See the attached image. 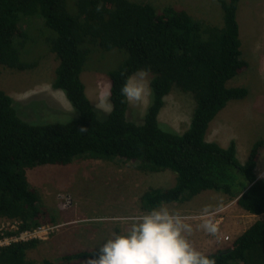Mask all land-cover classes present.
<instances>
[{
	"label": "trees",
	"instance_id": "1",
	"mask_svg": "<svg viewBox=\"0 0 264 264\" xmlns=\"http://www.w3.org/2000/svg\"><path fill=\"white\" fill-rule=\"evenodd\" d=\"M223 24L197 18L188 10L136 0H0V66L25 70L35 61L22 58L38 29L59 59L53 86L79 111L67 122L32 124L14 98L0 86V217L18 218L22 228L52 223L28 170L45 164H71L77 158L133 161L145 171L172 170L173 186L150 187L142 206L192 199L205 190L223 192L249 213L260 215L231 244L206 253L216 264H264V178L257 173L262 140L245 161L237 141H210L211 122L232 100L248 96L245 86L228 81L248 65L238 20L240 0H218ZM34 31V32H33ZM36 36H39L37 34ZM119 48L126 59L110 71L112 109L104 119L82 78L93 50ZM150 69L151 99L144 122L128 118L130 104L120 94L127 75ZM174 88L193 95L196 106L184 132L160 120ZM39 240L0 249V264H85L97 249H81L41 263L28 257Z\"/></svg>",
	"mask_w": 264,
	"mask_h": 264
},
{
	"label": "rangeland",
	"instance_id": "2",
	"mask_svg": "<svg viewBox=\"0 0 264 264\" xmlns=\"http://www.w3.org/2000/svg\"><path fill=\"white\" fill-rule=\"evenodd\" d=\"M151 2L159 10L174 5L188 10L197 18L223 24V9L218 0H136ZM238 20L241 29L243 57L249 65L228 81L230 86H245L247 97L230 101L211 122L207 139L227 146L235 139L238 155L245 161L255 142L262 140L257 173L264 178V0H240ZM35 31V32H34ZM35 42L28 45L22 58L35 61L33 68L19 70L0 66V86L14 98L19 115L32 124L67 122L78 117L79 111L65 92L53 82L59 59L35 29ZM39 34V36H36ZM126 59L124 50L114 48L91 51L82 78L87 93L100 118L112 109L110 71ZM149 84L151 75L148 76ZM151 88V87H150ZM130 104L128 118L138 124L150 103ZM160 120L179 132L188 129L196 106L192 94L174 88L166 98ZM172 170L150 172L133 161L77 158L71 164H45L28 170L33 186L41 193L43 205L58 225L49 239L40 241L28 251V257L41 263L58 260L63 255L81 249H93L115 232L129 227L131 219L149 209L142 206V195L150 187H171L176 182ZM189 217L193 232L189 239L204 253L228 247L260 215L247 212L229 195L205 190L187 201L166 203ZM211 206L213 220L223 216L216 236L197 228L205 206ZM229 236V239H224Z\"/></svg>",
	"mask_w": 264,
	"mask_h": 264
},
{
	"label": "clouds",
	"instance_id": "3",
	"mask_svg": "<svg viewBox=\"0 0 264 264\" xmlns=\"http://www.w3.org/2000/svg\"><path fill=\"white\" fill-rule=\"evenodd\" d=\"M150 69L138 68L126 76L120 94L129 104H145L151 94ZM197 228L216 236L218 227L211 206H205ZM189 217L166 203L131 219L124 231L113 233L90 255L85 264H216L214 257L196 249L189 236Z\"/></svg>",
	"mask_w": 264,
	"mask_h": 264
},
{
	"label": "built area",
	"instance_id": "4",
	"mask_svg": "<svg viewBox=\"0 0 264 264\" xmlns=\"http://www.w3.org/2000/svg\"><path fill=\"white\" fill-rule=\"evenodd\" d=\"M223 216H218L214 222L217 227L222 223ZM22 220L18 218L0 217V249L15 242L39 240L44 241L56 231L58 225L43 223L33 228H22ZM224 239H229L225 236Z\"/></svg>",
	"mask_w": 264,
	"mask_h": 264
}]
</instances>
